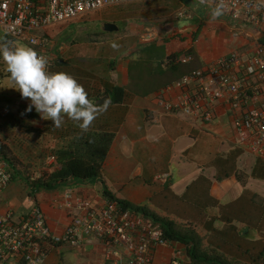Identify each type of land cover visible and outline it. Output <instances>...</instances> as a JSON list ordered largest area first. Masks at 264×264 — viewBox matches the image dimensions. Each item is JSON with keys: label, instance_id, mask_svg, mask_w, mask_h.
Returning <instances> with one entry per match:
<instances>
[{"label": "crops", "instance_id": "obj_1", "mask_svg": "<svg viewBox=\"0 0 264 264\" xmlns=\"http://www.w3.org/2000/svg\"><path fill=\"white\" fill-rule=\"evenodd\" d=\"M46 1L35 2L41 5ZM203 7L194 0L122 3L39 33L50 41L44 49L48 70L73 76L94 104L103 105L98 102L105 98L107 110L98 114L86 132L67 116L55 127L34 108L27 112L31 102L19 91L6 92L5 87L11 84L5 76L0 81V109L6 108L9 114H0V132L4 134L0 143L9 150L19 145L22 150L17 148V159L22 162L24 156L33 165L40 183L61 168L62 152H72L78 144L82 148V143L87 150L90 135L108 134L109 149L96 179H70L50 189L39 183L27 187V192L12 181L0 195L3 212H16V205L30 208L37 204L52 231L60 234L71 221V213L63 206L66 190L92 206L103 207L106 189L115 198L147 210L160 224L167 221L179 232L192 234L196 251L204 256L215 253L216 258L207 256L221 258L225 264H264V161L251 154L238 137L235 113L219 103L213 120L205 123L165 112L156 100V95L183 73L207 68L230 55V39L218 23L208 19ZM93 23L112 24L117 30L93 32ZM67 24L77 28L66 34ZM237 25L250 46L244 54L248 55L253 52L250 39L256 38L255 33ZM186 52L194 57L188 66H166L171 56ZM165 173L168 181L156 182L155 177ZM172 241L181 264H206L191 258L192 247ZM172 248H159L155 264H170ZM80 249L88 261L106 264L105 248L99 241L87 239ZM70 250L58 247L45 264H61L60 256L67 253L69 257ZM72 259L70 256L69 261Z\"/></svg>", "mask_w": 264, "mask_h": 264}, {"label": "built area", "instance_id": "obj_2", "mask_svg": "<svg viewBox=\"0 0 264 264\" xmlns=\"http://www.w3.org/2000/svg\"><path fill=\"white\" fill-rule=\"evenodd\" d=\"M146 1L155 0H47L41 5L34 0H0V41L4 37L24 38L29 47L46 56L49 40L39 33L50 26L107 6ZM225 3L223 16L255 33L253 52L233 53L207 68L186 72L164 87L156 100L165 112L205 123L213 120L215 106L227 105L235 113L233 124L238 137L251 154L264 161V0ZM201 5L214 7L213 0ZM193 60V55L186 52L170 59L166 66H188ZM0 113L5 115L8 110ZM13 171L0 156V195L13 181ZM37 177L34 174L30 179L35 182ZM168 178L165 173L155 180L166 183ZM63 206L71 213V221L60 234L52 231L37 204L20 214L0 208V264H45L50 252L58 247L81 248L87 239L103 244L106 264H155L156 251L173 246L159 222L114 202L95 207L66 190ZM170 264H181L175 248Z\"/></svg>", "mask_w": 264, "mask_h": 264}, {"label": "clouds", "instance_id": "obj_3", "mask_svg": "<svg viewBox=\"0 0 264 264\" xmlns=\"http://www.w3.org/2000/svg\"><path fill=\"white\" fill-rule=\"evenodd\" d=\"M199 2L205 4L208 0ZM213 3L210 17L215 20L225 13L227 5L225 0H213ZM0 57L6 65L11 87L31 102L26 111L31 112L34 108L41 119L51 120L55 127H60L63 117L67 116L86 132L98 114L107 110L108 102L94 104L83 85L73 76L65 72H50L48 58L29 47L28 43L27 46H16L12 40L0 41Z\"/></svg>", "mask_w": 264, "mask_h": 264}, {"label": "trees", "instance_id": "obj_4", "mask_svg": "<svg viewBox=\"0 0 264 264\" xmlns=\"http://www.w3.org/2000/svg\"><path fill=\"white\" fill-rule=\"evenodd\" d=\"M36 1V0H34ZM12 40L16 39L13 37H4L3 40ZM179 54H175L171 56L169 59H173L178 57ZM116 92H122V89L115 88ZM1 135H4L0 133ZM1 137V136H0ZM87 150L85 148L86 145L82 143V148L80 144H78L79 148L73 149L72 152H62L60 155L61 168L59 170H55L51 174L48 175V178L44 180L43 183L40 182H32L31 188L37 187L40 183L43 187L50 189L56 188L59 185H63L68 182L70 179H96L100 177L101 170L103 167L105 155L109 149L110 139L108 134H93L89 136V140L86 142ZM6 144L0 143V156L2 159L6 160L10 167L14 170L13 173H18L16 169L15 163L11 160L8 149L6 148ZM104 196L107 201L114 202L122 209H129L135 212H141L146 216L152 217L155 221H158L157 218L151 216L147 213V210L139 207L132 206L128 202L119 200L115 198L109 191L106 189L103 190ZM161 226L164 230L165 236L174 241H180L188 245L191 250H189V255L193 259H198L206 264H217L221 262V258H209L207 255H202L203 257H198L201 253L196 251V247L194 246V237L188 234H184L179 232L173 224L167 221H162ZM193 242V245L190 246ZM222 264H225L221 262Z\"/></svg>", "mask_w": 264, "mask_h": 264}, {"label": "rangeland", "instance_id": "obj_5", "mask_svg": "<svg viewBox=\"0 0 264 264\" xmlns=\"http://www.w3.org/2000/svg\"><path fill=\"white\" fill-rule=\"evenodd\" d=\"M203 10H204V12H207L208 19L212 20L211 17H210V13H211L212 7L204 6ZM212 21H213V24H217L218 23L219 30L223 29V31H221V32H223L222 34L226 38L230 39V44H228V46H227L228 49L230 50L229 54H233V53H237V52L241 53V54L249 53L250 46L248 47V45L245 43V38L242 35H240V33H239L240 29H239V27H238L236 22L231 21L229 18L224 17L223 15L220 16L219 18L215 19V20H212ZM67 28H68L67 29L68 32L66 34H68L70 31H75V29L77 27L75 25H73V24H67ZM91 28H93L92 29L93 32H98V33H101V34H105L104 33V29H103L104 27H103L102 23H99V24L93 23L91 25ZM221 37H223V36H221ZM250 42H251V44H253V50H254L255 47H256L255 39H250ZM25 45H26V43L22 39L16 41V46H25ZM179 67H182V66H179ZM5 76L9 77V74L6 72V65L2 61V57H0V81ZM3 82L5 83V80H3ZM11 86L12 85H9V86L5 87V89H7L6 92H10V94L17 92V90L12 88ZM0 88H3L2 82H0ZM9 88H10V90H8ZM2 102H4V101H2ZM0 136H1V134H0ZM18 146L19 145L15 146V148H13V150H9L8 147H6L8 149V154H9L11 160L15 163L16 169L18 170V173H15V175H14V179H13V183L12 184H14L15 186H18L19 189L21 187V189L23 191L27 192L28 190H30L27 187H31V185H32L31 184L32 181L30 179L31 176L34 175V174H37L38 171L33 168L32 164L27 163L25 161L24 156H22V160L25 161L24 163H23V161L20 162L17 159L18 156H19V153L17 151H18V149H21V148H18ZM25 196H26V194L23 195L22 198H24ZM15 209H16V212H18V213H24L25 211H27L29 209V207L26 204L25 205H16ZM182 233H184V232H182ZM184 234H186V233H184ZM210 254H211L212 257L216 256L215 253H205V255H210ZM69 255L73 256L74 259L69 261L70 256L68 257L67 253L66 254L63 253L60 256L61 257V264H71V263H73V264H90V263L91 264H97V261H95V259H93L91 261H88L87 260V256H84V251H82L80 248L70 250ZM85 255H86V253H85ZM201 255H204V253H202ZM201 255H198V257H201ZM98 264H99V262H98Z\"/></svg>", "mask_w": 264, "mask_h": 264}, {"label": "water", "instance_id": "obj_6", "mask_svg": "<svg viewBox=\"0 0 264 264\" xmlns=\"http://www.w3.org/2000/svg\"><path fill=\"white\" fill-rule=\"evenodd\" d=\"M116 30H117V28L114 25H112V24H105L104 25V31H106V32H112V31H116ZM106 99L108 101H110L109 96H107ZM104 103H105V98L101 99L98 102V104H104Z\"/></svg>", "mask_w": 264, "mask_h": 264}]
</instances>
